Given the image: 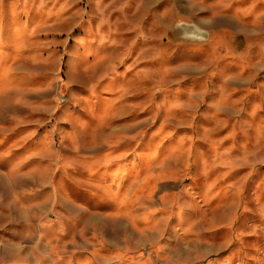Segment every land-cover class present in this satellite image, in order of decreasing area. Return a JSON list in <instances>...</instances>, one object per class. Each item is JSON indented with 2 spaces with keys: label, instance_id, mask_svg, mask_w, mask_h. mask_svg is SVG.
<instances>
[{
  "label": "rangeland",
  "instance_id": "obj_1",
  "mask_svg": "<svg viewBox=\"0 0 264 264\" xmlns=\"http://www.w3.org/2000/svg\"><path fill=\"white\" fill-rule=\"evenodd\" d=\"M0 264H264V0H0Z\"/></svg>",
  "mask_w": 264,
  "mask_h": 264
}]
</instances>
